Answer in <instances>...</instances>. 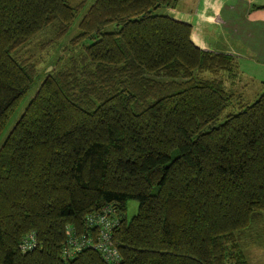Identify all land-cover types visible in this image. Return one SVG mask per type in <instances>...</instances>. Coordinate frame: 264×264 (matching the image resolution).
I'll return each instance as SVG.
<instances>
[{
    "label": "trees",
    "instance_id": "16d2710c",
    "mask_svg": "<svg viewBox=\"0 0 264 264\" xmlns=\"http://www.w3.org/2000/svg\"><path fill=\"white\" fill-rule=\"evenodd\" d=\"M176 3L0 0V134L38 76L22 47L50 26L59 40L83 11L77 53L42 73L0 146V264H105L89 249L63 255L65 227L86 233L105 206L119 264L245 263L242 236L264 212V92L247 102L226 88L234 58L156 14ZM31 233L38 246L22 252Z\"/></svg>",
    "mask_w": 264,
    "mask_h": 264
},
{
    "label": "crops",
    "instance_id": "0c3cea01",
    "mask_svg": "<svg viewBox=\"0 0 264 264\" xmlns=\"http://www.w3.org/2000/svg\"><path fill=\"white\" fill-rule=\"evenodd\" d=\"M207 1L214 2L202 20L204 0H195L188 10L177 6L185 0H177L172 16L195 26L203 50L234 58L235 75L226 81V88L245 98L256 85L264 88V17H249L253 9L264 8V0ZM262 217L242 236L244 264H264V212Z\"/></svg>",
    "mask_w": 264,
    "mask_h": 264
},
{
    "label": "rangeland",
    "instance_id": "374dc122",
    "mask_svg": "<svg viewBox=\"0 0 264 264\" xmlns=\"http://www.w3.org/2000/svg\"><path fill=\"white\" fill-rule=\"evenodd\" d=\"M93 1L94 0H69L71 5L73 6L81 2H84L85 5L83 8V11L87 9L92 4ZM212 2L214 1H210L209 4L211 5ZM194 5H195V0H185L183 4L179 3L177 6L178 8H183V9L188 10L189 8H192ZM173 10L168 9L166 7H162L156 11V14L172 15ZM83 11L79 13L76 20L74 21V24L70 28V30L66 32L59 40L52 41L56 32H55L54 27L50 26L44 32L38 35L35 39H33L31 42H29L28 44L22 47L20 51V54L22 55V57L23 58L32 57L33 61L37 63L38 76L35 78L34 82L30 86L25 97L21 100V102L14 109V111L10 115L8 123L1 131L0 146L4 142L7 134L9 133V131L11 130L15 122L24 112L26 106L28 105V103L30 102L34 94L36 93L43 79L42 73L48 70H49L48 72H51L54 68L57 70L66 68L68 66L69 59L73 56V54L77 53L78 49L72 52L70 50L69 44L71 40L78 34L77 22ZM115 29H116L115 25H110L104 30V32H110ZM48 42H50L51 44L49 46H44ZM89 42L90 41H87L85 44L87 45L89 44ZM255 87L257 88L256 89L254 88L253 90L249 91L248 94L245 95V100L247 102H253L261 93L264 92V88H262L260 85H256ZM137 209H138V202L136 200H129L126 203L127 220H130L131 217L137 213Z\"/></svg>",
    "mask_w": 264,
    "mask_h": 264
},
{
    "label": "built area",
    "instance_id": "2783aa9c",
    "mask_svg": "<svg viewBox=\"0 0 264 264\" xmlns=\"http://www.w3.org/2000/svg\"><path fill=\"white\" fill-rule=\"evenodd\" d=\"M84 222L87 230L84 234H77L71 226L65 227L64 258L71 259L77 253L89 249L97 252L105 264H119L120 255L112 236L118 224L116 208L105 206L88 214ZM37 246V239L34 233H31L24 238L20 248L22 252H26Z\"/></svg>",
    "mask_w": 264,
    "mask_h": 264
},
{
    "label": "water",
    "instance_id": "95a60500",
    "mask_svg": "<svg viewBox=\"0 0 264 264\" xmlns=\"http://www.w3.org/2000/svg\"><path fill=\"white\" fill-rule=\"evenodd\" d=\"M49 71V70H48Z\"/></svg>",
    "mask_w": 264,
    "mask_h": 264
}]
</instances>
